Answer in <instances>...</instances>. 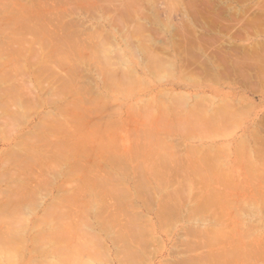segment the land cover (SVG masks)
<instances>
[{"label": "bare ground", "instance_id": "obj_1", "mask_svg": "<svg viewBox=\"0 0 264 264\" xmlns=\"http://www.w3.org/2000/svg\"><path fill=\"white\" fill-rule=\"evenodd\" d=\"M104 1L0 0V105L4 107V110L0 112V117L5 119L0 122L3 123L0 129L2 132L18 134L21 117L24 114H30L34 107L44 105H47L49 109L41 115V118L39 117V120L41 121L44 117L43 120L53 127L49 133H46L43 132L41 126L36 127L37 123L35 129L29 131L28 139L36 145L35 151L22 153L24 150L20 146L23 145V141H26L28 134L22 133L17 138L20 140L19 143H11L12 145L10 144L11 146L1 153L0 182L3 183L5 179L6 181L10 179L9 186L11 187L10 191L6 193H3L4 189H2L4 196L6 194L9 199L5 196L7 203L4 204L8 205L7 210L5 207V211L0 210V220H2L0 221V264H13L21 255V249L25 250L20 247L18 235L22 229L28 227V224H25L26 219L21 217V215H28V209L26 212L25 206L27 204L34 205L35 202L39 203L37 200L41 202V192L45 191L49 195L51 193L49 191L57 179L67 182L71 178L77 180H73L76 182L72 183L75 184L74 186H70L67 182L65 187H63L64 184L57 186V189L62 191L55 189L58 193H62L53 197L52 205H48L41 218L43 224L49 226V232H38L43 241L40 240L42 243L34 242L31 244V249L35 251L39 247L42 248L41 252L52 253L54 259L44 260V263L47 264L104 263L109 260V258L106 259L109 252L108 250L103 252L102 246L105 247L106 244L104 241L101 244V233L99 235L96 230L98 227L100 232L111 239L114 250L117 249L116 253L120 252V255H125H122L125 259L121 257V260L118 261L119 264L124 262L126 264L142 263L145 256L137 250L143 247L141 250L145 253L148 251L147 246H145V251L144 245L147 241L151 242L150 240L155 236L152 226L145 224L144 226L148 227L142 228L141 222L144 224L143 221L139 220L141 222L137 223L139 222L136 220L138 215L132 213L134 216L131 214L129 217L126 216L128 217L125 221L127 227H122L124 224L122 225L123 222L120 224L118 212L112 208L109 210L112 202L108 201L112 196L116 197L122 192L125 193L124 178L129 177V163L133 164L137 157L140 160L139 164H134V169L135 173H139L138 182L142 186L149 188V185L153 184L154 187L157 185L158 189L165 190L169 186L176 185L173 190L169 188L168 191L161 194L163 197L160 199L164 200L162 205H165L163 207L161 205V209L158 205V211L156 210V214L154 213L158 225L166 223L175 214L180 213L181 207L182 210L184 209L181 211L184 214L183 222H195V225L190 229L185 230L186 227H184L182 230L187 233L186 236L195 233L197 237H194L195 235L193 237L197 239H192V235L190 239L187 237L186 244L183 246L181 245L183 242H181V246L178 244L183 250L180 248V250L173 249L171 251L172 255L174 253L178 256H173V259L171 258L168 263L164 262L163 264H264V229L259 228L260 224L264 228V219L261 223H257L259 226L258 229H255V223L258 222V218L261 220V217H258L257 220L254 218L256 221L253 223V219H250L249 216L253 210L257 213L264 211V204L251 201L256 198L254 194L264 193V188L263 190L257 189L264 185L258 184L261 178L264 179V141L258 138V135L262 134L260 132L263 128L261 127V129L259 125L249 128L245 136L240 137V139L243 138L242 140L235 139L236 142L234 140V143L231 144V151H228L229 145L226 146L227 150L222 148L226 143L222 146L217 145V149L216 146L212 148L208 145L209 151L205 152L202 151L200 142H198L200 143L199 147L187 146L186 154L189 153L183 158V153L180 154L182 156L177 157L179 153H175V156V151L173 153L170 151L180 140H185L180 142L186 144V140L190 141V139H199L205 136H209L208 140L211 141L218 137H226L228 129L232 130L241 123V120L238 121L239 115L248 114L250 104L248 106L243 104L244 107L246 106L244 110L248 108L249 111L243 113L241 110V113L239 108L243 109V106H237L236 101L229 99L212 104L214 97L205 96L203 98L202 95L201 98L198 95L201 100L197 96L199 101H196L197 97L195 96L194 102L192 100L193 104H190L189 95L185 92H170L164 88L154 91L156 88L154 83L169 82L176 77L177 73H180L187 82H195L200 78L204 79L205 76L207 79L210 77L207 81L210 79L216 81L220 78L221 80L230 79L232 82L237 80V83L239 81V84H244V86L246 84L248 86L249 83L248 87L251 90L263 88L264 56L262 53L264 54V52L261 53L260 50L264 51V42L238 45L233 40L244 38L243 34L252 32L250 29L256 30L254 28L256 26L264 27V2L260 4L261 0L259 2L252 0L250 4L238 11L234 7L232 9V5L228 6L230 4L228 2V4L221 3V5L215 3V7L212 6L214 0L211 1L212 5L209 0H205V3H202L206 6L210 5L206 7L208 9L202 6L206 10L210 9V13L199 7V10L205 13L203 15L196 10L197 5L200 6L201 2L197 4L195 0H192L195 4L194 7L193 2L187 0L189 3L185 5L187 8L191 7L188 10L184 8L183 4V19L180 20L182 22L178 20L180 23L177 22L178 25L175 26L178 31L179 27L182 28L180 34H184L182 36L185 41L183 44L180 42L182 39L179 32L177 33L175 29V31L170 30L167 37L161 33V38L154 35L156 31L159 33L160 26L158 27L156 24L151 5L146 4L150 7L149 12L146 11L148 8L141 7L140 9L139 7L146 1L151 3L154 0L145 2L143 0H120L115 3L112 1L113 3L109 4H104ZM182 1L184 2V0ZM206 1L210 3L208 4ZM236 1L242 2V0ZM175 2L177 1L175 0ZM181 3L179 2V6ZM65 5H69V7L67 8ZM169 6L170 11L173 7ZM110 7L114 8L113 13H109L110 10L107 13ZM81 9L82 11H80ZM83 9L86 14H83ZM95 12H99L97 21L100 19L107 22L110 29L106 27L105 23L85 27L86 23H83L84 18L81 16L92 13L89 16L92 17ZM101 12L103 15H100ZM158 13L159 11L157 15ZM192 15H194L196 23ZM191 19L193 24H197L202 30L196 29L192 25ZM163 24L167 28L169 27L166 23ZM174 24L171 26L174 27ZM115 32L118 33L121 43L116 40ZM174 32L178 34L179 41L178 39L175 41L177 35ZM160 36L158 35V37ZM181 43L187 48V54L190 50H195L198 57L194 56L196 55L194 52L191 59H185L186 56H184V58L182 57L184 60L180 58L178 61L168 57L170 52L168 56L166 51L165 53L161 52L162 54L156 52L158 48L163 50L166 44L174 47V50L177 47V51L179 47L182 50ZM158 44L161 47H156ZM208 48L209 53L206 52ZM188 57L190 58V55ZM23 61L29 64V67H26ZM24 74L28 77H25ZM196 74L201 75L200 78ZM18 76H24V78ZM31 78L34 79L35 84L31 83L29 86L27 81L29 82L28 79H30L32 82ZM133 84L138 91L153 87V90H151L152 88L149 90H151L150 92L154 91V94L149 92L148 94L151 96L147 94L148 97L144 101L138 100L140 103L137 102L138 104L133 105L134 109L126 106L128 111H126L124 119L122 116L124 112L122 115L119 112L115 115H108L106 111L100 110V105L107 101L112 102L111 106L119 107L118 110H121L122 96L131 95V89L128 87L131 88ZM205 98H207V102L210 101L209 104L206 100L202 101ZM134 115H138L139 123L136 122ZM66 116L69 117V121L68 119L63 120ZM263 117H260L262 121L257 117L262 124L264 123ZM119 120L126 122L124 126L122 122L119 124V129L123 130V137L120 135V138H115L116 129L113 131L112 128L109 131L110 135L102 136L99 133L103 130L94 128L97 124L99 126L117 124ZM129 120L135 121L136 125L130 124ZM255 122L258 123V121ZM128 124L133 128L129 125L131 128L127 129L129 128ZM262 124L261 126H263ZM134 126H138V128ZM125 129L128 131L136 129V133H134L135 131L128 132ZM65 130H68L67 135L64 133ZM86 130L89 133L85 134ZM56 133L63 138L57 140ZM228 133L233 134L229 131ZM129 134H133L132 139H137L139 143L136 140L132 142ZM9 135L5 138L8 142L10 139L7 138H11L12 134ZM126 135L129 137V141L131 139L132 146L135 145V149L129 146L131 144L128 141L127 149L130 148L133 152H129L130 149L125 150L126 147L123 144V149L116 151L119 141L126 143L123 141V138L127 140ZM139 135L143 137L142 139L140 136L144 142L139 138ZM144 136L146 139L150 138L146 140ZM256 138L260 140V143H256L258 141ZM5 139L3 140L5 141ZM140 143L143 144L140 145ZM212 144L214 146V142ZM258 144H261L262 147L260 145L259 148ZM174 149L176 148L174 147ZM84 158L86 161L83 160ZM86 158L91 159V164L86 163L89 162V159ZM140 162L142 163L140 164ZM103 165L114 166V170L111 168L108 172L105 171L104 175L106 174V176L99 175L98 171L94 169ZM40 168L41 170H39ZM134 169L130 167L133 172ZM31 177H35L36 180L33 186L28 185ZM117 177H120V181ZM263 179L262 181H264ZM250 183H253V187L249 191L248 188L252 186ZM254 185L255 187L260 186L255 188ZM23 189L27 191L22 192L23 195L27 194L25 196L21 195ZM148 191L153 192V190ZM3 194H0V199ZM182 198L186 203L191 200L188 203L189 207L186 203L183 205L180 203ZM6 200L3 199V201ZM25 200L27 202H24ZM243 200L251 203L247 204ZM25 203L26 205H23ZM71 205L77 206L73 209L77 218L74 215L71 216L73 211L65 207ZM22 208L25 209V214L21 211ZM33 208L32 210H35ZM77 208L78 210H76ZM244 209H248L247 214L250 218L245 216ZM92 210L94 218L90 221L88 217ZM105 210H109L108 214H105L106 217L100 212H105ZM254 212H252L253 216ZM140 215L142 214L140 213ZM69 216L73 218L71 219ZM74 217L75 221H73ZM140 217L144 219V217L138 216V218ZM180 217H182L181 214ZM145 219L144 221L147 222L148 219ZM16 221L20 223H16ZM148 222L150 223V220ZM114 224L118 227L117 229L113 227L116 230L111 227V225L115 226ZM188 230L193 232L190 231L191 233L188 234ZM180 235L179 237L183 236ZM100 245L102 246L100 247ZM173 246L175 245L173 244ZM96 247L103 251H96ZM197 247L205 250L196 255L189 254V251L192 253L191 250L194 248V251ZM134 253L140 255V257L137 255L138 259H143L136 262L137 257L133 256ZM117 257L120 259V256L117 255ZM103 258L105 259L103 260ZM32 262L36 263V258Z\"/></svg>", "mask_w": 264, "mask_h": 264}, {"label": "rangeland", "instance_id": "obj_2", "mask_svg": "<svg viewBox=\"0 0 264 264\" xmlns=\"http://www.w3.org/2000/svg\"><path fill=\"white\" fill-rule=\"evenodd\" d=\"M19 1H21V0H19ZM90 1H94V0H90ZM104 1V0H103ZM110 1V2H109ZM112 1H114V3L115 2H119L120 0H105L104 1V4L106 3V4H109V3H113ZM144 2L146 1V0H143ZM174 3H173V2ZM171 2H172V4H170L171 2H170V0H154L153 2L151 1V3H147L148 1H146L145 3H143V4H147V5H151V9H152V13H153V15H154V17H155V20H156V24L158 25V27H159V33L156 31V30H154V31H156V33L154 32V35L156 34V36H157V38H161V36H160V33H161V35L163 34V35H165L166 37H167V35H168V33H169V31L170 30H177L178 28H176L175 26H177L178 25V23H180V22H182V21H180V20H182L183 19V10H184V8H186V9H188L189 10V7H191V6H188V8H187V3H189L187 0H184V2L182 1V0H176L177 2H175V0H172ZM181 3L180 4V6H181V9H180V6H179V2ZM190 1V0H189ZM192 1V0H191ZM208 1V0H207ZM206 1V2H207ZM210 2L211 1H213V0H209ZM252 0H245L244 2H243V0H242V2L240 3H238L236 0L233 2L232 0H230V1H223V0H214L213 2H214V5H212V2H211V5L212 6H215L216 7V4H220L221 5V3L222 4H228V3H230L228 6H231V8L232 7H234V8H236L238 11H239V9L240 10H242L241 8H244L245 6H247V4H250V2H251ZM256 0H254L253 2H255ZM258 2L260 1V0H257ZM97 2V1H96ZM98 2H101V1H98ZM140 2V1H139ZM150 2V1H149ZM156 2V3H155ZM169 2V3H168ZM193 2V4H194V1H192ZM199 2H204L205 3V0L204 1H202V0H195V3H197V4H199ZM209 2V3H210ZM228 2V3H227ZM261 3L260 4H262V2H264V0H261L260 1ZM168 3V4H167ZM178 3V4H177ZM199 4L200 6H198L197 4V9L196 10H198V11H200L199 10V7L201 8V9H203V10H205L206 12H209L210 13V9L209 10H206V9H208V8H206L207 6H209V5H207L206 6V4H204V3H202V4ZM216 3V4H215ZM143 4H141V6H139L140 7V9H141V7H143L144 9H147L148 8V10H146V11H148L149 12V6H145V5H143ZM175 6H174V5ZM183 4H184V8L182 7L183 6ZM186 4V5H185ZM260 4H259V6H260ZM143 5V6H142ZM167 5V6H166ZM169 5H171L172 7V9L169 11V9H170V6ZM179 6V10L181 11H179L178 9H177V7ZM205 6V8L206 9H204V7L203 6ZM263 5H264V3H263ZM262 5V6H263ZM64 6V5H63ZM66 6V5H65ZM212 6H210V7H212ZM67 8L69 7V5H67L66 6ZM165 7H167V8H165ZM194 7H195V4H194ZM203 7V8H202ZM264 7V6H263ZM113 7H110L109 9H108V11H107V13L109 12V10H110V12L109 13H113L115 10H114V8H113V10H111ZM212 9V8H211ZM233 9V8H232ZM264 9V8H263ZM117 10V9H116ZM161 10H164V11H161ZM176 10V11H175ZM80 11H82V9L80 10ZM83 11H84V9H83ZM97 11V10H96ZM112 11V12H111ZM159 11V13H158V15H157V12ZM202 11V10H201ZM200 11V12H201ZM234 11V10H233ZM117 12V11H116ZM190 12V11H189ZM85 13V11L83 12V14ZM94 13V12H93ZM99 12H95V14L94 15H92V17H89V16H91L90 14H92V13H88V15H83V16H81L82 18H84V21H83V23L85 24L86 23V26L85 27H88V26H90V25H92V24H94V26H97L98 24H104L105 23V25H106V27L108 28V29H110L109 28V26L107 25V22H105V21H103V20H100V19H98L99 21H97V14H98ZM102 13V12H101ZM169 13V14H168ZM191 13V12H190ZM201 13H203V15L205 14L204 12H201ZM209 13H207V14H209ZM73 14V13H72ZM86 14V13H85ZM156 14V15H155ZM192 14V13H191ZM70 15H71V13H70ZM74 15H75V13H74ZM100 15H103V13L102 14H100ZM113 15V14H112ZM202 15V14H201ZM200 15V16H201ZM65 16H66V14H65ZM73 16V15H72ZM157 16V17H156ZM193 16L194 15H192V18H193ZM89 17V18H88ZM68 18V17H67ZM69 18H71V17H69ZM73 18V17H72ZM165 18V19H164ZM60 19H61V17H60ZM66 19V18H65ZM194 20H195V18H193ZM180 22H179V21ZM60 21V20H59ZM162 23H161V22ZM206 21V20H205ZM178 22V23H177ZM195 23H196V20L194 21ZM194 22H192V19H191V23H192V25L193 26H195V28L196 29H198V30H202L201 28H199L200 26H198L197 24V26L195 25V24H193ZM207 22V21H206ZM163 23H166V25H169V27L167 28V26H165V24H163ZM169 23V24H168ZM173 23H175L174 24V27L173 26H171ZM155 24V25H156ZM208 24V23H207ZM88 25V26H87ZM164 25V26H163ZM211 25V24H210ZM209 25V26H210ZM93 26V25H92ZM118 26H119V24H118ZM208 26V25H207ZM257 27V26H256ZM254 27L256 30H253V29H250V30H252V32L250 31V32H248V34H243L244 35V38H239V39H234L233 41L236 43V44H238V45H249V44H257V42L259 41V43L261 42H264V27L261 25V27ZM253 28V27H252ZM118 29H120V27H118ZM169 29V30H168ZM182 28L181 27H179V31L177 30V33L179 32V34H180V32L182 31L181 30ZM260 29V30H259ZM117 30V29H116ZM163 32H162V31ZM174 30V31H175ZM181 30V31H180ZM254 31H257L256 33L254 32ZM175 34H176V32H174ZM160 36V37H158V35ZM182 34V35H181ZM179 36H181V39L182 38H184V37H182V36H184V34L183 33H181ZM177 35V38H175V41H177V39H178V41H179V37H178V34H176ZM243 35H241V36H243ZM86 36V35H85ZM163 37V36H162ZM165 37V38H166ZM115 38H116V40L118 41V42H120L121 43V39L119 38V36H118V33H116L115 32ZM171 42H173L174 40H170ZM180 42H183V44H184V42L185 41H183V39H182V41H180ZM187 42V41H186ZM255 42V43H254ZM181 46H182V43H181ZM156 47H161L159 44L158 45H156ZM183 47H185L184 45L182 46V50H181V47H179V50H181V51H177V49H178V47H177V49H175L174 50V47H171V46H169L168 44H166L165 45V47L163 48V50H162V48H158V49H156V52H159V54H162L161 52H164L165 53V51H166V54H167V56H168V53H169V55L170 56H168V57H170L172 60H180V58H184V56H186L185 57V59H191V55H193L194 54V52H196L194 49V51H189V53L187 54V52L188 51H186L187 50V48L185 49V48H183ZM159 50V51H158ZM162 50V51H161ZM205 50V49H204ZM207 51L206 52H210V50H209V48L208 49H206ZM186 51V52H185ZM261 51V53L262 52H264V51H262V50H260ZM260 51H259V53H260ZM176 52H178V54H176ZM185 52V53H184ZM208 52V53H209ZM183 53H184V55H183ZM203 53V52H202ZM165 54V55H166ZM206 54V53H205ZM173 57H172V56ZM180 57H179V56ZM183 55V56H182ZM190 55V58L188 57ZM260 55V54H259ZM262 55L264 56V54L262 53ZM262 55H260V56H262ZM194 56H196V57H198L197 56V52H196V55H194ZM257 57V56H256ZM182 58V60H184ZM94 60L96 59V58H93ZM23 63H24V61H23ZM25 65H26V67L28 66L29 67V64H26V63H24ZM26 74V73H25ZM24 74V75H25ZM197 76H198V74H196ZM145 76V75H144ZM200 76L201 75H199L198 77L200 78ZM19 77V76H18ZM20 77H22V76H20ZM19 77V78H20ZM25 77H28L27 75H25ZM145 77H147V76H145ZM203 77V76H202ZM207 77H209V76H207ZM22 78H24V76L22 77ZM148 78V77H147ZM210 78V77H209ZM208 78V79H209ZM183 78H182V76H181V74L180 73H177V75H176V77L173 79V80H170L169 82L168 81H166V82H160V83H154V87H156V88H154V91H156L158 88H161V89H165V90H169L170 92H185L187 95H189V103L190 104H193V102H194V97L196 96H198V95H200V97L202 98V95H203V98L206 96V97H214L215 99V101L213 100L212 101V104H216V102L218 103V102H220V101H223V100H231V101H236L237 103V106H239L240 105V107H242L243 109H241V108H239V111L241 112V110H243V113L244 112H248L249 111V109L247 108V109H245L244 110V108H246V106L244 107V105H249L248 107H250V111L248 112V114H244V115H239V116H237V117H239L238 118V121H240L241 120V123L240 124H238V126L236 125L232 130H227V133H226V137H218V139L217 138H215V136H212V137H214L215 139H213L212 141L209 139L208 140V138H210L209 136L207 137V136H205V137H203V138H197V139H190V141H188V140H186V144H182V142H184L185 140H180V141H182V142H180V141H178L177 143H176V146H174L176 149H174V147H173V149L172 150H170L172 153L174 152V155H175V153H179V155L177 154V157H179V156H182V158L184 157V155H187L186 154V148H187V146H192L193 147V145H195V146H197V147H199V145H200V143H202V148L201 149H203L202 151H205V152H208L209 150L207 149V148H210V147H214L215 148V146H216V149H217V145H223V144H226L224 147L222 146V148H224L225 150H227L226 149V146H228L229 145V147H228V151H231V144L232 143H234V140L235 139H240V137H244L245 136V133L249 130V128L251 129L252 127H254L255 125L257 126V125H259V127L262 129V131H261V129H259V131H261L260 133H262L261 135H263L264 136V123L262 124L260 121H262V118H260V117H262V116H264V87L263 88H258V90L256 89V88H253L254 90H251V88L250 87H248V86H250V84L248 83V86H244V84H239V81H238V83H237V80H233L234 82H232V80H230V79H222L221 80V78L220 79H218V80H213V79H210L209 81H207L208 79L204 76V79L202 78H200V80H196L195 82H187V81H185L184 79L182 80ZM239 79H240V76H239ZM29 80V82L27 81V83L29 84V86H30V84L31 83H34L35 84V81H34V79L33 78H31V81L32 82H30V79H28ZM241 80V79H240ZM201 82V83H200ZM169 83V84H168ZM172 83V84H171ZM174 83V84H173ZM241 83V82H240ZM166 84V85H165ZM164 85V86H163ZM243 85V86H242ZM129 89H131V95H123L122 96V102H120V106H121V110L119 109L118 110V108L119 107H115V106H111L112 105V102H110V101H107V102H104V103H102L101 105H100V110H102V111H106V114H108V115H115L117 112H119L121 115L123 114L122 112H124V114L122 115L123 116V119L125 118V115L127 114L126 113V111H128L127 110V107H133L132 109H134L135 108V106H133V105H136V103L137 102H141L142 100L144 101V99H146L148 96H151V95H149L148 93L151 91V90H153V87H148L147 88V90H140V91H138L137 90V87H135V85L133 84V85H131V88L130 87H128ZM150 88H152L151 90H149ZM141 91H144V92H142L141 93ZM154 91H152V92H150V94L151 93H153L154 94ZM227 92V93H226ZM141 94H142V96H141ZM147 94H148V96H147ZM152 94V95H153ZM88 96V95H87ZM157 97V96H156ZM199 97V96H198ZM197 97V100H196V98H195V100L196 101H199L198 99L200 98H198ZM228 97V98H227ZM239 97V98H238ZM201 98H200V100H201ZM212 98H210V99H212ZM126 99V100H125ZM207 98H205V99H203L202 101H204V100H206ZM209 99V100H210ZM139 100V101H138ZM192 100H193V102H192ZM238 100V101H237ZM195 101V102H196ZM139 102V103H140ZM150 102V101H149ZM151 102H153V101H151ZM206 102H207V100H206ZM210 102V101H209ZM209 102H207L208 104H209ZM249 102V103H248ZM135 103V104H134ZM154 103V102H153ZM205 103V102H204ZM248 103V104H247ZM138 104V103H137ZM189 104V105H190ZM244 104V105H243ZM104 106V107H103ZM116 106H118V105H116ZM124 108H123V107ZM127 106V107H126ZM115 107V108H114ZM251 107H252V109H251ZM106 108V109H105ZM49 108H48V106L47 105H44V106H37V107H34V109H33V111L30 113V114H24V116L23 117H21V125H20V128L18 129V130H20V131H17V133L18 134H16V132H14V133H9V132H2V130L0 129V168H1V166H2V157H1V153L3 152V150H4V152L8 149V147H10L12 144H14V143H19L20 142V140H18L17 138H19V134H22V133H28L27 134V139H26V141H23L24 143H22L23 145L22 146H20V148L22 149V150H24V151H22V153H24V152H27V153H29L31 150H34L35 151V144L30 140V139H28L29 138V131H32V130H34L35 128V126L37 125V123H38V125L36 126V127H38V126H41L42 128H43V132H46V133H49L50 131H51V129L53 128L52 126H50L51 124H49V123H47V121L46 120H43L44 119V117L42 118V120L40 121L39 120V117L41 118V115H43V113L45 112V111H47ZM103 109H105V110H103ZM131 109V110H132ZM4 110V107H2V105H0V112L1 111H3ZM248 110V111H247ZM118 113V116H120V114ZM242 113V112H241ZM100 115V114H99ZM131 115H133V114H131ZM117 116V115H116ZM116 116H114V117H116ZM243 116V117H242ZM89 117V116H88ZM133 117V116H132ZM134 117H135V120H136V122H138V115L137 116H135L134 115ZM260 118L261 120L259 121V119L258 118ZM90 118V117H89ZM89 118H87L89 121H91V119H89ZM137 118V119H136ZM68 119V121H69V117H67L66 116V118L65 119H63V120H67ZM132 119H134V118H132ZM263 119H264V117H263ZM88 120H86V121H88ZM3 121H5V119L4 118H2V117H0V122H3ZM39 121H40V123H39ZM70 121L72 122V119H70ZM130 121V124L131 123H133V124H135L136 122L134 121V122H131V120H129ZM255 121H258V123L257 122H255ZM120 122H122L123 123V126H124V124H126V122L125 121H121V120H119L118 121V123L116 124H110V125H103V126H99L98 124H97V126H94V128L95 129H97V128H99L100 130H103L101 133H99V134H101L102 136H104V135H110L109 134V131L113 128L114 130L113 131H116L117 130V135L115 136V138H120V135L122 136L123 134V130L122 129H119L120 128V126H119V124H120ZM246 124H245V123ZM260 122V123H259ZM139 123V122H138ZM137 123V124H138ZM2 124L3 123H0V128L2 127ZM130 124H128L127 126L129 127V128H127V129H130L131 127L133 128V126H131ZM132 124V125H133ZM243 124V125H242ZM261 124L263 125V126H261ZM56 125H58V124H56ZM131 127H130V126ZM136 125V124H135ZM240 125H242V126H240ZM140 126V125H139ZM134 127H136V126H134ZM124 128V127H123ZM136 128H138V126L136 127ZM116 129V130H115ZM127 129H125V130H127ZM236 129V130H235ZM55 130V129H54ZM124 130V131H125ZM16 131V130H15ZM128 131V130H127ZM132 131H135L134 133H136V129L135 130H132L131 129V131H128V132H131L132 133ZM228 131L229 132H231V133H233V134H229L228 133ZM244 131V132H243ZM68 132V130H65L64 131V133L66 134ZM59 133V132H58ZM61 133V132H60ZM64 133L62 132V136L64 135ZM86 133H89L87 130L85 131V134ZM121 133V134H120ZM133 133V134H134ZM10 134V135H9ZM11 134H12V136H11ZM124 134H127V132H124ZM133 134H129V135H131V136H129V137H131V139H132V136H133ZM8 135L9 136H11V138L9 137V138H7L8 140H9V142L8 141H6V137H8ZM57 133H56V139L58 140V138H60L59 140H61L63 137L62 136H60V135H58V137H57ZM67 135V134H66ZM136 135V134H135ZM224 136H225V134H223ZM261 135H258V138L260 139H262L263 141H264V138H263V136L261 137ZM88 136V135H87ZM140 136L141 135H139V138H140ZM65 137V136H64ZM123 137V136H122ZM126 138H127V140H124V138H123V141H126V143L125 142H122L121 141V143H120V141H119V145H117V147H116V151H119L120 149H123L122 147L124 146V147H126L125 148V150L127 149V146H128V144H127V142L129 141L128 139H129V137H127V135L125 136ZM137 137H138V134H137ZM156 137V136H155ZM207 137V138H206ZM254 137V136H253ZM255 137H257V136H255ZM138 138V139H139ZM141 138L143 139V137L141 136ZM140 138V139H141ZM144 138H145V136H144ZM150 137H148L147 139H149ZM220 138V139H219ZM258 138H256V143H260V140L258 139ZM3 139H5V141L3 140ZM11 139H12V141H11ZM131 139H130V141L128 142V143H130L131 144ZM139 139V140H140ZM141 139V140H142ZM146 139V138H145ZM146 139V140H147ZM201 139V140H200ZM243 138H241L240 140H242ZM3 140V141H2ZM137 141V139H132V142L133 141ZM140 140V141H141ZM145 140V141H146ZM215 140V141H214ZM263 141H261L262 143H263ZM138 142V141H137ZM142 142H144V140H142ZM198 142H200V143H198ZM212 142H214V146H213V144H212ZM225 142V143H224ZM235 142H236V140H235ZM12 143V144H11ZM124 143H125V145H124ZM136 143V142H135ZM139 143V142H138ZM178 143H180V144H178ZM256 143H254V144H256ZM11 144V145H10ZM122 144H123V146H122ZM141 144H143V143H140V145ZM199 144V145H198ZM47 145V144H46ZM139 145V144H138ZM139 145V146H140ZM177 145H179V146H177ZM204 145V146H203ZM210 147H209V146ZM212 145V146H211ZM253 145V144H252ZM251 145V146H252ZM260 145L261 144H258V147L260 148ZM130 147L132 146V144L131 145H129ZM256 146V145H255ZM264 146V145H263ZM47 147V146H46ZM134 149H135V145H133L132 146ZM131 147V148H132ZM171 147V148H172ZM257 147V146H256ZM257 147V148H258ZM261 147H262V145H261ZM45 148V147H44ZM48 148V147H47ZM132 148V149H133ZM170 148V149H171ZM196 148V147H195ZM6 149V150H5ZM130 148H128L127 149V151L129 150ZM220 149V148H219ZM178 150V151H177ZM208 150V151H207ZM49 151V150H48ZM124 151V150H123ZM126 151V152H127ZM130 151H132L131 149L129 150V152ZM67 152V151H66ZM126 152H124V153H126ZM133 152V151H132ZM183 153V154H182ZM180 154H182V155H180ZM176 156V155H175ZM181 158V157H180ZM87 160L89 159V158H86ZM83 160H85V158L83 159ZM140 160V158L138 159V157H137V160L133 163V164H131V163H129V165H130V167L131 168H133L134 169V164H139V161ZM86 161V160H85ZM85 161H83V162H85ZM89 162H86V163H90V161H91V159H89L88 160ZM228 161H230L229 159H228ZM142 162H140V164H141ZM91 164V163H90ZM33 166H36V165H33ZM40 167V166H39ZM113 167L114 166H111L110 167V165H107V166H100V168H95L94 170H97L98 172L97 173H99V175H104V173H105V171H107L108 172V170H110L111 168V170H114L113 169ZM130 167H129V174H128V176L129 177H125L124 179V184H123V186L124 185H126L125 186V188H124V191H125V193L124 192H122V193H120L118 196H112V198H109L108 199V201H109V203H111L112 202V206L109 208V210L112 208V210L114 209L115 211H117L118 212V214H119V222H120V224L122 223V225L124 224V226H122V227H125L126 226V224H125V221H127L126 220V218H128L129 216H131L132 215V213L133 214H136V215H138V216H142V217H144V219L145 218H147L148 220H150V223L148 222V220H147V222H145L144 221V219L142 220L141 219V217L140 218H138V216L136 217L137 219V221H139V220H141V221H143V223L144 224H142V222L141 221H139V222H137V223H140L141 222V225H142V228H144L145 226V224H147L148 226H152L151 228H152V230H154L153 232V234L155 235V236H153V238L150 240L151 242H148V244H147V242H146V244L144 245V248H145V246H147L146 248L148 249V251H146V248H145V251H146V253H149V254H146L143 250H141L142 248H140V249H138L137 251L139 252H141V253H143V255L145 256V259H143V258H141V259H143V261H142V263L140 262V264H163L164 262H167L168 263V261H170L171 260V258L173 259L175 256H178L177 254H174L173 253V255H172V252L171 251H173V249L174 250H180V248L181 247H179L178 246V244L180 245L181 244V242H183V244H181L182 246L184 245V244H186V241L188 240L187 239V237L190 239V237H191V235H192V237H193V235H195V233H193V234H191V235H187L186 236V234L187 233H184L183 232V230H182V228H184V227H186V229L185 230H187V229H190V227L191 226H194L195 225V222H188V223H184L183 222V216H184V214H183V212H181V211H183L182 210V207H181V211H180V213H177V214H175L174 216H173V218H171L170 220H167L166 221V223H162L160 226L158 225V223H157V217H156V210L158 209V205H159V209H161L160 208V206L162 205V203H163V201L164 200H162V198L160 199V197H163V196H161V194H163V193H165V191H168V189L170 188V190H173L174 189V187H176V185H174V183H173V185H174V187H172V186H169V187H167L165 190H163V189H158V186L156 185V187H154L153 186V184H150L149 185V188L150 187H152V189H149V188H147V187H144V186H142V184H140V182H138V180H139V173H135L136 171H135V169H134V172H133V170H130ZM37 168H38V165H37ZM36 168V169H37ZM1 170V169H0ZM26 170H28V169H26ZM35 170V169H34ZM39 170H41V168L39 169ZM38 170V171H39ZM43 170V169H42ZM23 171H25V170H23ZM37 171V170H36ZM37 171V172H38ZM41 172V171H40ZM43 172V171H42ZM138 172V171H137ZM23 174H25V173H23ZM119 175H120V173H119ZM104 176H106V174L104 175ZM32 178V177H31ZM31 178H29V181H30V183H33L32 185L29 183V181H28V185L29 186H33V185H35V183H36V180H35V177L34 178H32V181H31ZM117 179H119V181H120V177H117ZM262 179L263 178H261L259 181L260 182H258V184H264L263 182L264 181H262ZM70 180V179H69ZM73 180H75V178L73 179V178H71V183H70V181H67L68 182V184L70 185V186H74L75 184H72V183H76V182H74ZM264 180V179H263ZM75 181H77V180H75ZM262 181V182H261ZM2 182V181H1ZM0 182V183H1ZM64 182V183H63ZM67 182H65L63 179H57L54 183H53V185H52V189H51V191H49V192H51L50 194H49V192H48V194L49 195H47V193L45 192V191H42L41 193L43 194H40L39 196H40V198L42 199L41 200V202L40 201H38L37 200V202H39L40 203V205H37V204H39V203H37L36 204V202L35 203H33L34 205H26V203L25 204H23V205H26L25 206V209H26V212H27V209H28V215L27 216H29L28 218H27V216H26V212H24V210H23V208L21 209V211H23L24 213L23 214H25V215H21V217H23V218H25L26 220H25V224L27 223L28 224V227L26 226L25 227V229L23 230H21V232L20 233H18V235H19V242L21 243L20 244V247H22V248H24L25 250L23 251V249H21V255L19 256V258H17L16 259V261L13 263V264H33V263H35V262H32L35 258H36V263L35 264H47V263H44V260H46V261H50V260H52V259H54V256L52 255V253H48V252H41V249L42 248H39L38 247V249H36L35 251H34V249H31V244H34V242H41V241H43L42 239H41V237H40V235H38V232H42V233H47V232H49V226L48 225H45V224H43V220L41 219L42 218V214H44L45 212L44 211H46L47 209V207H48V205L50 206V205H52V202H53V197H55V196H57V195H59V194H61V193H58V191H62V190H58L57 189V186H62L63 184V187H65L66 185H65V183H67ZM11 184V180L9 179H7V181H6V179H5V181H3V183H1L0 184V194L2 195L3 193H6V192H9L10 190V187L11 186H9ZM72 184V185H71ZM251 184V183H250ZM257 184V183H256ZM255 184V185H256ZM24 185V184H23ZM246 185H248L249 186V184H246ZM252 186H250V188H248V190L250 191L251 190V187H253V183L251 184ZM255 185H254V187H255ZM3 188H2V187ZM8 186H9V188H8ZM69 186V187H70ZM260 185H257L255 188H257V187H259ZM262 187L261 188H257V189H261V190H263V188H264V185H261ZM62 187V188H63ZM69 187H66V188H69ZM141 187V188H140ZM153 187H154V189H153ZM172 187V188H171ZM8 188V189H7ZM144 188H146V189H144ZM2 189H4L3 191H2ZM8 191H7V190ZM55 189H57L58 191H56ZM63 189H65V188H63ZM153 190V192H149L148 190ZM26 191V189H23V190H21V193L23 192V191ZM122 190V189H121ZM170 190H169V193H170ZM252 190H253V188H252ZM264 191V190H263ZM3 192V193H2ZM27 192V191H26ZM25 192V193H26ZM57 192V193H56ZM147 192V193H146ZM160 192V193H159ZM24 193V192H23ZM23 193L21 194V195H23ZM252 193V192H251ZM256 193V192H255ZM20 194V193H19ZM253 194H254V192H253ZM264 194V193H263ZM263 194H258V193H256V194H254V197H256L255 199H251V201H254V202H259V203H262V204H264V195ZM0 195V196H1ZM9 195V194H8ZM25 195H27V194H25ZM25 195H23V196H25ZM5 196H6V194H5ZM4 196V194H3V196L1 197L2 199H0V203H1V201H3V199L5 198V200H6V197ZM22 196V197H23ZM48 196V197H47ZM155 196H157V197H155ZM259 196V197H258ZM8 199H9V197H7ZM158 200H157V199ZM183 199V198H182ZM197 199V198H196ZM28 200V199H27ZM27 200H25L24 202H27ZM40 200V199H39ZM107 201V202H108ZM192 201L194 202V199H192ZM243 201H245L247 204L248 203H251L250 201H247V200H243ZM7 203V200L6 201H3V204L4 203ZM175 202H177V201H175ZM191 202V200H188L187 201V203L185 202V200L183 199L182 201H180V203L183 205V204H188V203H190ZM9 203V202H8ZM165 203V202H164ZM1 204V206H0V210L2 211V210H4V207H5V209H6V207L8 208V205L6 204ZM22 205V206H23ZM37 205V206H36ZM165 205V204H164ZM164 205H162L161 207H163ZM191 205V204H190ZM193 205V204H192ZM30 206H31V208H30ZM35 206V207H34ZM188 207H189V204L187 205ZM3 209H2V208ZM35 208V210H32V208ZM67 209H69V210H72L73 211V213H74V210L73 209H75L77 206H65ZM184 207H186V205H184ZM192 207V206H191ZM10 208V207H9ZM33 208V209H34ZM79 208V207H78ZM78 208L76 209V210H78ZM32 211H31V210ZM44 209V210H43ZM46 209V210H45ZM7 210V209H6ZM43 210V211H42ZM109 210H105V212H102V211H100L103 215H104V217H106L105 216V214L109 211ZM0 211V212H1ZM5 211V210H4ZM9 211V210H8ZM11 211V210H10ZM29 211H31V212H29ZM158 211V210H157ZM247 211H248V209L246 210V209H244V213L246 214L245 216L246 217H248V218H250V219H253V223H255L254 221H256L257 220V218L258 217H261V220H260V218H258L259 220H258V222L256 221V226L254 227L255 229L257 228L258 229V226L259 225H257V223H261V221L264 219V211H263V213H262V211H260V212H254V210L252 211V212H254L255 214H254V216H253V213L251 212L250 214H252V215H250L249 214V216H248V214H247ZM3 212V211H2ZM43 212V213H42ZM92 212V213H91ZM22 213V212H21ZM72 212H71V216H75V213L73 214ZM90 215H92L94 212H93V210L92 211H90ZM140 213L142 214V215H140ZM155 213V214H154ZM260 213V214H259ZM30 214V215H29ZM108 214V213H107ZM106 214V215H107ZM131 214V215H130ZM180 214H181V216L182 217H180ZM68 215V214H67ZM70 215V214H69ZM89 215V217H88V215H87V217L89 218V220L90 221H92L93 220V218H94V214L92 215V218H90L91 216ZM145 215H146V217H145ZM26 216V217H25ZM71 216H69L71 219L73 218V217H71ZM102 216V215H101ZM126 216H128V217H126ZM132 216H134V215H132ZM54 217V216H53ZM65 218H66V215L64 216ZM76 217V216H75ZM74 217V220L73 221H75L76 220V218ZM263 217V218H262ZM68 218V217H67ZM168 218V217H167ZM182 218V219H181ZM254 218L256 219V220H254ZM4 219V218H3ZM165 220H166V217L164 218ZM169 219V218H168ZM181 219V220H180ZM146 220V219H145ZM0 221H2V220H0ZM68 221H70L69 220V218H68ZM73 221H71V222H73ZM163 222H165V221H163ZM251 222H252V220H251ZM263 222H264V220H263ZM16 223H20V222H18V221H16ZM137 223H136V227L138 228V225H137ZM119 224V223H118ZM115 225V224H114ZM53 226V225H52ZM140 226V225H139ZM148 226H146V227H148ZM217 227H219L218 225H216ZM51 227V226H50ZM111 227L113 228H118L117 227V225H115V226H112L111 225ZM127 227V226H126ZM141 227V226H140ZM145 227V228H146ZM188 227V228H187ZM2 228H3V225H2ZM97 228V229H96ZM95 229L97 230V232H99V235H100V233H101V238L102 239H100V241H101V244H102V242L104 241V243L106 244L105 245V247H103L102 245H100V247L102 246V249L104 250H102V249H100L99 247L97 248L96 247V251L98 250V252H100V251H103V252H105V251H107L108 250V252H106V253H108L107 255H108V257L106 256V259L107 258H109V260L108 261H106V262H104V263H100V264H119V262L118 261H120L121 260V257H124L125 255L124 254H117L116 253V251H117V249L116 250H114L115 248H114V246H112L113 245V243H112V241H111V239L110 238H108V237H106L105 235H104V233L103 232H100L99 230H98V227H96ZM113 228V230H116V229H114ZM253 228V227H252ZM259 228H262V230L264 229L263 228V225L261 226V224H260V226H259ZM192 229V228H191ZM204 229H205V226H204ZM112 230V229H111ZM182 230V234L180 235V231ZM199 230V229H198ZM193 232L192 230H188V234H190L191 232ZM190 232V233H189ZM184 233V234H183ZM179 235L180 236H182V237H179ZM144 236V235H143ZM160 239H159V238ZM194 237H197L196 235L194 236ZM192 238V239H197V238ZM169 238V239H168ZM156 239V240H155ZM178 239H180V240H178ZM182 239V240H181ZM191 239V240H192ZM20 240H22V241H20ZM41 240V241H40ZM184 240V241H183ZM153 241V242H152ZM178 242H180V243H178ZM185 242V243H184ZM42 243V242H41ZM142 243V242H141ZM143 244H144V242H143ZM173 244L175 245V246H173ZM22 245V246H21ZM180 245V246H181ZM178 246V247H177ZM29 247V248H28ZM93 248H95V246H93ZM106 248V249H105ZM184 248V247H183ZM198 248V247H197ZM196 248V249H197ZM30 249H31V251H30ZM194 249V248H193ZM193 249L191 250V252L192 253H190V249H187L188 251H189V254H193V255H196V254H198V253H200L202 250H205L204 248H201V247H199L198 248V251L195 249L194 251H197V252H194L193 251ZM181 250H183L182 248H181ZM102 252V253H103ZM194 252V253H193ZM114 254H117L118 256H120V259L117 257V255H114ZM100 255V254H99ZM102 255V254H101ZM122 255H124V256H122ZM137 253H134V255L133 256H135V258L137 257V260H136V262L137 261H140L141 259H138V256L140 257V255H138ZM142 255V254H141ZM104 256H105V253H104ZM112 256H114V257H112ZM117 257V260H116V257ZM143 256V257H144ZM174 256V257H173ZM112 258V259H111ZM102 259V258H101ZM105 258H103V260H104ZM114 259V260H113ZM124 259H125V257H124ZM122 261H124V260H122ZM121 261V262H122ZM123 264H126L125 262L123 263ZM135 264H138V263H135Z\"/></svg>", "mask_w": 264, "mask_h": 264}]
</instances>
